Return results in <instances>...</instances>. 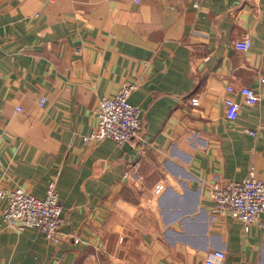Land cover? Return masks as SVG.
<instances>
[{"label":"crops","instance_id":"1","mask_svg":"<svg viewBox=\"0 0 264 264\" xmlns=\"http://www.w3.org/2000/svg\"><path fill=\"white\" fill-rule=\"evenodd\" d=\"M263 78L264 0H0V190L44 196L55 180L64 216L55 243L8 227L0 197V260L205 264L221 249L224 264H264V226L214 214L211 191L251 171L264 179ZM125 82L142 108L136 155L83 140Z\"/></svg>","mask_w":264,"mask_h":264},{"label":"built area","instance_id":"2","mask_svg":"<svg viewBox=\"0 0 264 264\" xmlns=\"http://www.w3.org/2000/svg\"><path fill=\"white\" fill-rule=\"evenodd\" d=\"M252 45L248 36L236 42V48L247 51ZM264 80V78H263ZM138 88L137 82H125L111 96H103L97 108V125L83 136L86 143H94L110 138L119 144L126 141L135 143L140 138L142 125V108L131 102V94ZM227 90L239 93L241 99L250 104H257L260 96L252 87H235L227 85ZM46 98H41L43 105ZM192 103L198 105V97L192 98ZM227 117L236 119L240 112V102L235 98H226ZM250 133H255L250 130ZM164 183L156 186L155 192H161ZM214 214H226L239 218L247 229L252 223L258 222L264 226L261 216L264 213V179L254 171L239 180L215 181L211 185ZM0 197L7 199L2 211L5 224L16 230L26 228L39 229L47 239L58 243L63 234L60 228L64 222L63 206L60 202L57 183L51 180L44 196H37L23 187L0 190ZM79 241V238H76ZM226 252L221 249L211 251L205 264H224ZM0 264H5L0 260Z\"/></svg>","mask_w":264,"mask_h":264},{"label":"water","instance_id":"3","mask_svg":"<svg viewBox=\"0 0 264 264\" xmlns=\"http://www.w3.org/2000/svg\"><path fill=\"white\" fill-rule=\"evenodd\" d=\"M123 147L126 151H128L130 154H133V155H136L138 154L137 152V148H135L131 142L129 141H126L124 144H123Z\"/></svg>","mask_w":264,"mask_h":264}]
</instances>
